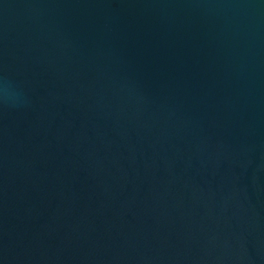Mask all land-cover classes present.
Returning <instances> with one entry per match:
<instances>
[{
    "label": "water",
    "instance_id": "95a60500",
    "mask_svg": "<svg viewBox=\"0 0 264 264\" xmlns=\"http://www.w3.org/2000/svg\"><path fill=\"white\" fill-rule=\"evenodd\" d=\"M0 264H264V0H0Z\"/></svg>",
    "mask_w": 264,
    "mask_h": 264
},
{
    "label": "clouds",
    "instance_id": "9594fccd",
    "mask_svg": "<svg viewBox=\"0 0 264 264\" xmlns=\"http://www.w3.org/2000/svg\"><path fill=\"white\" fill-rule=\"evenodd\" d=\"M3 91H4V94H5L6 97H13V96H15V93L11 89V86L8 85V84H5Z\"/></svg>",
    "mask_w": 264,
    "mask_h": 264
}]
</instances>
